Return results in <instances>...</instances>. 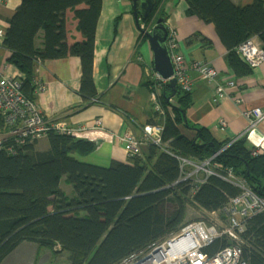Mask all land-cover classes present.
<instances>
[{
    "label": "trees",
    "instance_id": "trees-1",
    "mask_svg": "<svg viewBox=\"0 0 264 264\" xmlns=\"http://www.w3.org/2000/svg\"><path fill=\"white\" fill-rule=\"evenodd\" d=\"M153 1L159 17L167 19L164 0ZM185 2L188 16L214 26L235 75L250 74L253 68L236 48L254 36L264 42V0L245 5L235 0ZM102 6L103 0H22L8 20L1 45L9 52L7 62L18 71L16 77L26 99L36 103L38 65L69 56L82 60L81 92L90 100L96 98L93 68ZM71 8L84 36L73 44L67 38L66 12ZM197 39L207 41L199 32L189 37L190 42ZM161 83L164 114L157 113L160 122H149L162 125L161 140L156 143L143 137L139 151L130 153L128 162L101 166L82 161L77 155L89 154L95 143L55 130L48 131L45 138L28 137L22 143L9 138L0 146V241L7 240L0 251V264L25 242L52 251L54 257L66 255L67 264H120L195 222L187 218L189 206L212 215L209 222L205 215L197 221L224 227L228 220L225 208L241 192L224 177L227 168L264 197V153L254 156L244 138H219L212 130L190 123L186 114L192 91L179 86L175 91ZM182 127L194 129L196 134L190 137ZM11 128L0 109V133ZM42 140H47L48 148L39 147ZM209 160L205 168L214 173L204 169L192 173L193 164ZM64 178L72 187L69 195L61 186ZM77 207L85 211L50 216L52 210ZM244 221L240 234L244 259L249 264H263L264 211ZM231 244L223 237L211 250Z\"/></svg>",
    "mask_w": 264,
    "mask_h": 264
},
{
    "label": "crops",
    "instance_id": "crops-1",
    "mask_svg": "<svg viewBox=\"0 0 264 264\" xmlns=\"http://www.w3.org/2000/svg\"><path fill=\"white\" fill-rule=\"evenodd\" d=\"M235 1L242 5L253 2ZM21 2L0 0V25L4 30ZM162 7L167 12L168 29L177 30L179 53L186 63L210 62L218 68L223 84L231 79L236 82L228 89L232 97L224 96L216 101L215 83L190 71L192 104L186 114L189 122L212 130L219 138L225 135L244 138L249 148L264 149V121L249 128L248 119L242 114L243 110L253 107H260L264 112V62L250 74L236 76L228 63V50L212 24L188 16L185 0H164ZM66 18L68 43L82 41L84 36L77 27L75 10L68 9ZM198 32L207 41L190 42L189 37ZM8 57L9 52L0 40V67L4 73L17 76V69L7 62ZM36 72L44 85L36 95L41 111L49 119H63L69 126L78 128L75 133L78 139L95 143V149L89 154H76L82 161L101 166H109L113 161L128 162L130 153L124 135L129 132L140 138L146 123L160 122L151 100V81L157 73L153 67V51L147 35L137 25L132 0H103L96 26L95 99L90 100L81 92L82 60L78 56L47 60L38 65ZM163 92L160 88L159 93L162 95ZM236 97L241 99L240 104L234 100ZM222 120L226 125L221 123ZM182 130L190 137L196 134L194 129L182 127ZM48 146L40 141V148Z\"/></svg>",
    "mask_w": 264,
    "mask_h": 264
},
{
    "label": "built area",
    "instance_id": "built-area-1",
    "mask_svg": "<svg viewBox=\"0 0 264 264\" xmlns=\"http://www.w3.org/2000/svg\"><path fill=\"white\" fill-rule=\"evenodd\" d=\"M5 30L0 25V40ZM167 43L171 53L178 86L184 91H192V80L190 71H196L201 79L215 83V100L219 101L224 96L232 97L229 88L234 87V79L227 80L225 84L221 81L220 72L212 63L206 61H192L187 64L184 56L179 53L178 33L175 28H169ZM237 53L246 61L251 68H256L264 62V42L259 36H254L241 43L236 48ZM5 71V69H4ZM6 72V71H5ZM157 82H156V81ZM155 82L151 86V100L159 114H164L159 90L162 83H167L156 73ZM39 91L44 89L40 80L36 81ZM240 104L241 99L234 98ZM0 109L5 121L12 126L11 130L4 134L0 133V146L9 138L24 142L28 137L45 138L48 131L55 130L59 133L75 134L79 129L71 127L63 119H49L38 107V105L25 98L21 91V83L13 74L4 73L0 67ZM242 114L248 119L249 128L257 127L264 121V112L260 107L245 109ZM226 125V121L222 120ZM162 125L147 123L142 127L143 135L136 138L131 133L124 135L126 149L129 153H137L143 137L150 138L156 143L161 140ZM236 137L234 139H237ZM11 150V147H8ZM252 155L258 156L264 153L262 148H252ZM187 161V160H186ZM189 163V161H187ZM208 164L210 160L207 161ZM193 164L196 169L192 173L204 169L207 173H214L206 165ZM219 166L218 162L213 163ZM226 180L241 188L239 195L234 197L225 211L227 213V224L221 227L217 224L208 225L203 221H195L186 224L180 231L165 236L156 241L148 249L124 259L120 264H249L244 259L243 249L240 245V234L244 231L246 218L257 215L264 211V197L258 195L249 187L245 178H238L231 168H227ZM80 210L81 208H70L52 210L50 216L66 215ZM244 219V220H243ZM220 226V227H219ZM227 237L232 244L211 250L217 239ZM264 264V263H263Z\"/></svg>",
    "mask_w": 264,
    "mask_h": 264
},
{
    "label": "water",
    "instance_id": "water-1",
    "mask_svg": "<svg viewBox=\"0 0 264 264\" xmlns=\"http://www.w3.org/2000/svg\"><path fill=\"white\" fill-rule=\"evenodd\" d=\"M134 15L137 25L141 27V20H146L154 10L153 0H132ZM169 34L166 18L160 17L150 31L146 33L153 51L154 70L164 79H169L167 84L175 91L177 79L173 77L175 70L171 53L167 43Z\"/></svg>",
    "mask_w": 264,
    "mask_h": 264
},
{
    "label": "rangeland",
    "instance_id": "rangeland-1",
    "mask_svg": "<svg viewBox=\"0 0 264 264\" xmlns=\"http://www.w3.org/2000/svg\"><path fill=\"white\" fill-rule=\"evenodd\" d=\"M150 17H152V21H153L152 24L151 23H148L147 24L146 21L145 22L143 21L144 23L141 24V27L140 28L142 29V32L144 34H146L148 31H150L152 29L151 28L152 25H155L157 23V22H154V19L156 20V17L157 16L156 17L155 16L153 17V14L152 15L150 14L149 18ZM158 19H157V21H158ZM159 76L161 77V75H159ZM167 80H169V79H167ZM177 87H178V83H177ZM42 142L43 143H48L47 140H42ZM205 163L208 164L207 161ZM61 186L67 192L68 195L72 191L71 185L68 182H66L65 178L62 179ZM74 210L75 209H73V212H74ZM78 211H85V208L84 207H81V209L78 210ZM78 211H76V213ZM169 211L170 212L173 211V206L170 205ZM69 214H71V213H69ZM204 215L206 217L205 218V221L209 222L210 219L212 218V215H209L208 213L205 214L203 211H201V210H199V209H197V208H195L193 206H189L188 207V215H187V218L189 219V221L201 220V217L204 216ZM58 216H60V215H58ZM215 222L220 223L219 220H216ZM208 225H210V224H208ZM18 232L14 233V235H16ZM6 244H7V240L0 241V251L6 247ZM30 244L31 243H23V244H21L14 251V253L11 254L4 261L3 264H67L66 255H64V254H62L60 256L55 255V257H54L52 251L45 250L44 248L43 249L42 248H38L37 246L35 247V245H30ZM38 253H39V255L41 254V256L38 257Z\"/></svg>",
    "mask_w": 264,
    "mask_h": 264
},
{
    "label": "flooded vegetation",
    "instance_id": "flooded-vegetation-1",
    "mask_svg": "<svg viewBox=\"0 0 264 264\" xmlns=\"http://www.w3.org/2000/svg\"><path fill=\"white\" fill-rule=\"evenodd\" d=\"M158 11H159V9H157V10H153V12H152L153 17H154V16H155V17L157 16V17H156V20L154 19V22H157V19L159 18V15H158L159 12H158ZM152 14H151V15H152ZM147 19H149V17H148ZM147 19H146V20H147ZM142 21L145 22V20H142ZM148 23H151V24L153 23V21H152V17L150 18L149 22H147V24H148ZM153 26H154V25H152V27H153ZM152 27H151V28H152Z\"/></svg>",
    "mask_w": 264,
    "mask_h": 264
},
{
    "label": "clouds",
    "instance_id": "clouds-1",
    "mask_svg": "<svg viewBox=\"0 0 264 264\" xmlns=\"http://www.w3.org/2000/svg\"><path fill=\"white\" fill-rule=\"evenodd\" d=\"M2 40V39H1Z\"/></svg>",
    "mask_w": 264,
    "mask_h": 264
}]
</instances>
